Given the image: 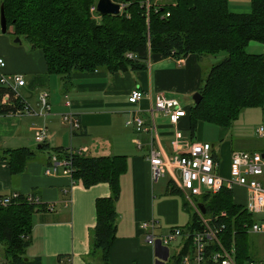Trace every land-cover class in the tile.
Returning a JSON list of instances; mask_svg holds the SVG:
<instances>
[{
    "label": "crops",
    "instance_id": "1",
    "mask_svg": "<svg viewBox=\"0 0 264 264\" xmlns=\"http://www.w3.org/2000/svg\"><path fill=\"white\" fill-rule=\"evenodd\" d=\"M170 1L145 0L144 3L162 6ZM246 5L227 3L226 8L230 13L246 14L249 10L238 9ZM9 32V28H5L0 35V60L4 63L0 73L6 77H21L22 87L15 88L16 96L29 110L39 112L38 96L41 94L45 95L48 105L44 115L0 116V149L23 147L34 151L39 146L33 140L34 129L46 131L45 151L41 155L34 152V160L25 164L24 171L13 176L5 163L0 162V195L18 194L36 200L23 261L36 260L38 264H175L176 255L186 250L185 242L175 239L165 247L155 240L152 246L147 245L143 243L144 233L138 229L140 223L152 220L155 222L152 232L157 238L165 236L171 228H185L190 222V215L183 211L182 193H170L166 187L169 181L163 185L151 181L145 162L148 147H158L170 156V143L175 132L180 134V143L208 141L211 157L217 164L216 173L222 178L228 177L231 153L264 154V138L260 142L261 138L255 135L259 139L255 140L252 132L246 131L250 127L244 118L249 111L246 108L238 113L228 129L196 121L189 133L190 97L200 84L201 74L221 60L223 54L204 55L199 59L188 54L185 58L171 60L153 53L148 56L142 71L72 73L64 90L60 77L47 72L41 51L30 50L21 41L13 42ZM259 50L264 54L263 47V51ZM133 90L144 98L129 106L127 94ZM156 95L177 100L184 115L170 126L166 118L153 114L156 139H152L147 132L151 124L147 107ZM68 113L74 116L78 126L72 132L60 120ZM134 118L142 120L145 130L135 131L131 123ZM261 127L264 130V125ZM68 154L71 157L113 156L123 160V171L117 176L118 196L113 203L116 214L114 238L105 262L91 248L89 231L95 222L94 201L109 194L106 184L81 188L79 182L58 174L59 171L55 175H43L49 167L45 164L48 157L61 160ZM261 183L264 185V178ZM245 193L243 187L233 186L228 195L231 205L244 208ZM248 239V258L260 260L256 245L262 249L264 236H260L258 242ZM2 262L6 263L5 260Z\"/></svg>",
    "mask_w": 264,
    "mask_h": 264
},
{
    "label": "trees",
    "instance_id": "2",
    "mask_svg": "<svg viewBox=\"0 0 264 264\" xmlns=\"http://www.w3.org/2000/svg\"><path fill=\"white\" fill-rule=\"evenodd\" d=\"M109 1L122 3L123 8L116 16H99L98 23L92 18L96 14L89 11L94 7L93 0H0V5L5 28H9L12 38L30 50H40L47 72L60 77L64 90L72 73L142 71L153 53L171 60L188 54L199 59L222 53L223 58L199 77L195 93L200 95V101L189 105V133L196 121L228 129L238 113L252 106L261 107L264 116V54L252 55L245 50L251 42L264 48V0H250L246 14L227 11V0H171L162 6L148 4V8L145 0ZM23 106L15 90L0 86V116L21 115ZM45 147L42 143L34 151L23 147L0 149V162L14 176L34 160V152L41 155ZM48 160L50 157L46 165ZM70 163V179L79 182L81 188L99 183L108 188L107 197L94 201L95 222L89 231L91 248L105 262L114 238L113 203L118 196L117 176L123 171V160L113 156H72ZM166 187L170 193H178L170 182ZM228 195L229 190L222 188L217 194H204L198 200L205 214L224 211L234 218L232 225L229 220L226 222L222 239L226 236L234 240L237 261L247 260V239L237 225L241 221L246 224L250 218L231 205ZM34 211V205H28L26 197L18 194L9 205L0 208V249L6 263L38 264L22 258ZM189 215L186 228L198 230L195 215ZM180 254L174 258L175 264Z\"/></svg>",
    "mask_w": 264,
    "mask_h": 264
},
{
    "label": "built area",
    "instance_id": "3",
    "mask_svg": "<svg viewBox=\"0 0 264 264\" xmlns=\"http://www.w3.org/2000/svg\"><path fill=\"white\" fill-rule=\"evenodd\" d=\"M121 4H118V12L123 8ZM147 6L145 4V8H148ZM126 57L130 58L131 55L126 54ZM2 67H4V63L0 60V70ZM21 80L20 76L6 77L0 73L1 87L15 90V88L22 87ZM127 96V105L129 106H133L144 98V95L136 90L130 91ZM147 99L150 100L149 96H147ZM38 101L40 104L38 113L29 110L25 104L22 107V113L32 116L47 113L48 105L45 95H39ZM176 101L173 98L156 95L152 102H149L147 112L151 124L147 132L152 139H156V135H154L155 125L152 122L153 114L158 113L160 117L166 118L170 126H174L177 119L184 115ZM74 119L72 114L68 113L62 116L60 120L66 125L67 130L72 132L78 127ZM131 123L135 131L145 130L142 127L143 122L141 119H131ZM34 130V142L39 145L44 143L46 131L43 128ZM254 131L259 138L264 136V130L261 126ZM173 134V140L170 143L172 154L166 156L160 148H150L149 146L145 162H147L149 167L151 181L155 182L167 175L170 184L182 193L183 199L190 209V214L196 217L198 230L191 231L186 227L171 228L165 236L156 238L152 232L155 222L152 220L146 221L138 225V229L144 233L143 243L152 246V242L157 240L166 247L175 239L185 242L186 250L178 257L177 264H264V244L261 249L263 253L261 260L242 259L237 261L234 240L229 237L225 238L226 236H223L222 239L223 233H226L227 230V227H225L226 222L229 220V224L232 225L234 218H229L224 211L205 214L204 211L200 213L198 210V204L203 206L198 199L204 194H217L222 188L231 190L233 186L243 187L246 190V202L242 211L249 216L250 220L246 224L242 221L238 222V231H243L246 237L247 235L264 236V185L261 183L264 178V159L258 153H231L227 170L228 177L222 178L216 173L217 164L211 157L210 146L207 143L197 141L189 144L180 143V134L176 132ZM70 158V154L61 160H55V158L51 157L48 160L49 167L44 170L43 175H55L59 171L58 174L67 176L69 179L70 174L73 172L69 162ZM15 197L16 195L13 194L4 195L2 199L0 198V208L9 205ZM24 197H26L28 205L36 204V200L28 198V196ZM234 233L236 231H233ZM0 264L7 263L0 261Z\"/></svg>",
    "mask_w": 264,
    "mask_h": 264
},
{
    "label": "rangeland",
    "instance_id": "4",
    "mask_svg": "<svg viewBox=\"0 0 264 264\" xmlns=\"http://www.w3.org/2000/svg\"><path fill=\"white\" fill-rule=\"evenodd\" d=\"M96 0H93V4H94V6H95V2ZM249 2H250V0H227V3L228 4H248L249 5ZM248 5H246V7H244V8H238V9H247L248 10ZM93 10H94V7L92 8ZM92 9H90L89 11L90 12H92V13H94L93 12V10ZM92 10V11H91ZM93 17V20H94V22L95 23H98L99 21H100V19H98L99 18V16L98 15H92ZM0 35H1V33H0ZM259 48L262 50V47H261V44H258V43H254V42H251V43H249L248 45H246V48H245V50H247V51H249V52H251V54L253 55V54H260V50H259ZM263 51V50H262ZM262 53V52H261ZM191 101V100H190ZM246 110H249L248 111V113H245V115H244V118H246L245 119V121L247 122V124L250 126V127H248L247 129H246V131H250V132H252V134H253V139H257V140H259L256 136H255V133H254V129H256L257 127H259V126H262V125H264V117H262V115H263V111H262V109H261V107H259V106H252V107H248V108H246ZM262 114V115H261ZM74 117V116H73ZM244 125H246V124H244ZM209 128H211V127H209ZM263 138H264V136H263ZM263 139L261 138V140H260V142L262 141ZM207 142V144H208V141H206ZM211 143H213V142H211ZM158 182L157 183H155V184H162L163 185V183H165V182H167V181H169V178H168V176L167 175H165V176H163V178H159L158 180H157ZM180 200H181V202L185 205L184 206V209H183V211L188 215V214H190L189 213V207L188 206H186V204H185V201L183 200V198L181 197L180 198ZM250 239V240H257V242L260 240L259 239V236L258 235H247V239ZM249 239H248V241H249ZM256 249H257V251H258V253L260 254V260H261V258L263 257V253L261 252V249L259 248V245H256ZM3 254H2V250L0 249V261H3ZM253 257V256H252ZM24 258H27L26 256H24Z\"/></svg>",
    "mask_w": 264,
    "mask_h": 264
},
{
    "label": "water",
    "instance_id": "5",
    "mask_svg": "<svg viewBox=\"0 0 264 264\" xmlns=\"http://www.w3.org/2000/svg\"><path fill=\"white\" fill-rule=\"evenodd\" d=\"M95 2L96 3L93 10L94 14L98 16H102V15L116 16L118 14V9H119L118 4L112 3L109 0H96ZM2 13H3V7L0 5V33H4L6 27V23ZM12 41L18 43V39L16 38ZM190 100H191L190 101L191 104L195 105L198 101H200V95L194 92V94L191 95ZM38 147L39 146H37L36 148ZM260 157L264 159V154H260ZM198 207H199L198 209L199 212L203 213V206L198 204Z\"/></svg>",
    "mask_w": 264,
    "mask_h": 264
}]
</instances>
